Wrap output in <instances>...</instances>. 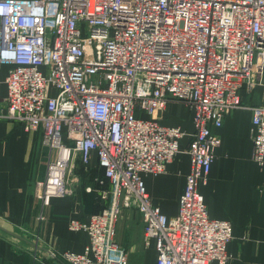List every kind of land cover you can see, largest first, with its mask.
I'll return each instance as SVG.
<instances>
[{"label": "built area", "instance_id": "built-area-1", "mask_svg": "<svg viewBox=\"0 0 264 264\" xmlns=\"http://www.w3.org/2000/svg\"><path fill=\"white\" fill-rule=\"evenodd\" d=\"M263 82L264 0H0V119L39 132L52 152L36 196L69 194L74 162L88 169L94 154L99 188L110 185L108 207L70 223L89 235L84 252L50 251L53 264H128L116 240L123 208L141 214L157 264L227 263L232 224L209 216L200 185L221 144L213 127ZM172 102L191 111L194 131L168 216L142 174L166 172L181 152L185 130L160 122ZM249 108L252 159L264 165V105Z\"/></svg>", "mask_w": 264, "mask_h": 264}, {"label": "crops", "instance_id": "crops-1", "mask_svg": "<svg viewBox=\"0 0 264 264\" xmlns=\"http://www.w3.org/2000/svg\"><path fill=\"white\" fill-rule=\"evenodd\" d=\"M1 90L4 95V85ZM241 99L244 107L229 111L222 126L213 127L221 144L200 193L211 218L232 224L233 239L227 245L231 258L225 264H264V165L252 159L249 108L264 105V82L250 92L243 90ZM160 122L180 126L187 135L181 139V152L168 163L166 172L142 174V179L153 203L166 215L175 216L190 171L186 151L194 131L193 115L185 105L172 102L162 112ZM51 153L41 143L39 132L0 119V264H53L50 251L83 253L89 235L84 230L70 229L71 221L88 222L92 214L110 205L109 199L102 198L109 183L99 188L97 182L104 177V170L95 154L88 169L79 160L74 162L75 182L69 194L52 197L44 204L36 196L35 185L45 178ZM88 186L95 190L87 191ZM116 240L127 251L128 264H157L155 240L147 244L137 210H121Z\"/></svg>", "mask_w": 264, "mask_h": 264}]
</instances>
